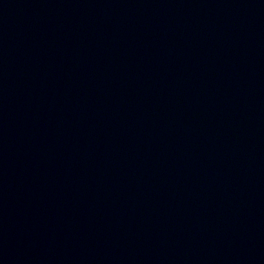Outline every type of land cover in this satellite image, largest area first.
Instances as JSON below:
<instances>
[{"label":"water","instance_id":"obj_1","mask_svg":"<svg viewBox=\"0 0 264 264\" xmlns=\"http://www.w3.org/2000/svg\"><path fill=\"white\" fill-rule=\"evenodd\" d=\"M0 264H264V0H0Z\"/></svg>","mask_w":264,"mask_h":264}]
</instances>
